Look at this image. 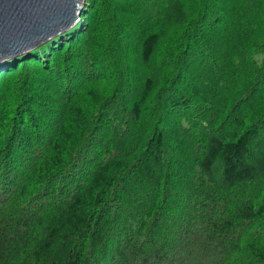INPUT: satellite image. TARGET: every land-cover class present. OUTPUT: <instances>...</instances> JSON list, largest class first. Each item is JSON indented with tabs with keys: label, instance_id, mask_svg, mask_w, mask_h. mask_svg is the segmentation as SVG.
<instances>
[{
	"label": "trees",
	"instance_id": "1",
	"mask_svg": "<svg viewBox=\"0 0 264 264\" xmlns=\"http://www.w3.org/2000/svg\"><path fill=\"white\" fill-rule=\"evenodd\" d=\"M0 264H264V0H86L0 64Z\"/></svg>",
	"mask_w": 264,
	"mask_h": 264
},
{
	"label": "water",
	"instance_id": "2",
	"mask_svg": "<svg viewBox=\"0 0 264 264\" xmlns=\"http://www.w3.org/2000/svg\"><path fill=\"white\" fill-rule=\"evenodd\" d=\"M86 0H0V64L61 37L79 22Z\"/></svg>",
	"mask_w": 264,
	"mask_h": 264
}]
</instances>
